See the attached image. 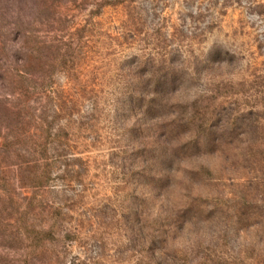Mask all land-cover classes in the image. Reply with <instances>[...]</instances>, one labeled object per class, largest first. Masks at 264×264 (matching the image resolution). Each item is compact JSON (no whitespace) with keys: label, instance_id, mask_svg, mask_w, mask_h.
<instances>
[{"label":"rangeland","instance_id":"1","mask_svg":"<svg viewBox=\"0 0 264 264\" xmlns=\"http://www.w3.org/2000/svg\"><path fill=\"white\" fill-rule=\"evenodd\" d=\"M0 171V264H264V0H0Z\"/></svg>","mask_w":264,"mask_h":264},{"label":"clouds","instance_id":"2","mask_svg":"<svg viewBox=\"0 0 264 264\" xmlns=\"http://www.w3.org/2000/svg\"><path fill=\"white\" fill-rule=\"evenodd\" d=\"M133 55H135V52L126 53L121 58L120 63L131 58ZM192 70L194 72V67ZM196 99V96H192L189 102H194ZM198 156H203L205 158L201 165L202 167H209L213 162H217L216 153H202ZM218 167H223L222 162L218 163ZM189 205L190 204H187L184 207L175 209L174 215L179 216V214ZM213 209L214 208H208L207 212L212 211ZM172 218L173 217L167 212H165L163 215H161L160 212H157L156 215L153 216V220L160 223L168 222ZM229 227H232L233 229L232 236L234 237L235 242L237 244H242L245 248L255 247L261 242V233L256 229L248 230L245 232L244 236H241L235 226L222 225L214 219L208 221L188 220L182 225V227H177L176 232L172 237V241L169 244V250L173 252L178 251L181 254H190L201 245L206 247L211 246L220 236L229 234Z\"/></svg>","mask_w":264,"mask_h":264},{"label":"trees","instance_id":"3","mask_svg":"<svg viewBox=\"0 0 264 264\" xmlns=\"http://www.w3.org/2000/svg\"><path fill=\"white\" fill-rule=\"evenodd\" d=\"M2 74H3V73H2ZM26 80L28 81V79H26ZM31 81H32V80H30V82H31ZM5 82H6V81H5ZM35 83H36V81L33 80V81L31 82V85L28 84V85H26V86H22V87H20V90H22V91H26V92H27V89H30V87H33V88L35 87V85H36ZM32 84H33V85H32ZM34 84H35V85H34ZM46 85H47V83H46ZM4 142H5V146H7V144H9V140H8V139H5ZM1 173H2V171H0V174H1Z\"/></svg>","mask_w":264,"mask_h":264}]
</instances>
